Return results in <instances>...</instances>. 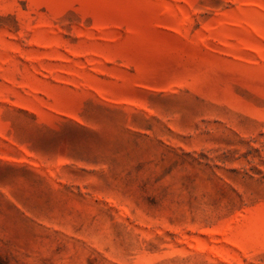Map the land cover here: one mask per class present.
I'll use <instances>...</instances> for the list:
<instances>
[{"label": "rangeland", "instance_id": "obj_1", "mask_svg": "<svg viewBox=\"0 0 264 264\" xmlns=\"http://www.w3.org/2000/svg\"><path fill=\"white\" fill-rule=\"evenodd\" d=\"M0 264H264V0H0Z\"/></svg>", "mask_w": 264, "mask_h": 264}]
</instances>
